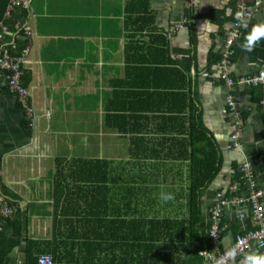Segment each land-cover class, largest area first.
I'll return each instance as SVG.
<instances>
[{"label": "crops", "instance_id": "0c3cea01", "mask_svg": "<svg viewBox=\"0 0 264 264\" xmlns=\"http://www.w3.org/2000/svg\"><path fill=\"white\" fill-rule=\"evenodd\" d=\"M243 5L251 16L238 20ZM28 14L9 26L7 37L24 42L19 53L29 51L27 107L9 94L0 71V192L16 208L3 224L10 251L1 264H28L31 251L57 264H184L191 234L183 226L156 233L147 226L144 238L142 230L120 225L157 218L189 226L197 127L221 156L219 173L202 189L206 224L222 194L244 202L224 208L221 248L253 228L250 184L232 188L244 164L264 188L263 88L238 84L264 78V40L250 53L239 47L251 26L264 21V0H32ZM238 21L243 35L224 66ZM25 22L31 34L20 39ZM229 97L243 120L239 138ZM108 114L122 116L118 130L108 126ZM89 160L106 161V173L80 163ZM78 165L87 172L79 187L71 178L83 175ZM98 173L106 182L92 178ZM105 184L111 189L95 193L94 186ZM162 188L174 200L161 201ZM126 242L135 248L126 251Z\"/></svg>", "mask_w": 264, "mask_h": 264}, {"label": "built area", "instance_id": "2783aa9c", "mask_svg": "<svg viewBox=\"0 0 264 264\" xmlns=\"http://www.w3.org/2000/svg\"><path fill=\"white\" fill-rule=\"evenodd\" d=\"M31 0H11L9 10H13L11 18L18 12L19 9L29 10ZM247 7L243 5L239 8L241 9ZM248 8V7H247ZM10 15V11L7 13ZM251 13L247 15L250 17ZM246 16L242 15L240 20L244 19ZM21 30H23L24 35L20 39H25V37L30 36L31 29L25 22L22 25ZM11 35L10 29L0 22V71L4 73L7 77L6 89L10 95L18 100V102L27 107L30 100V92L25 86L24 79L26 76L27 58L29 51L19 53L17 44L13 41H9L7 37ZM243 35L242 24L240 21L233 25L230 30L228 39L226 41L225 48L229 45L236 44ZM237 41V42H236ZM227 50V48H226ZM234 55L230 52H226L223 55L224 66L229 65L231 58ZM224 79L227 81L229 86L235 84V80L231 79L228 74H224ZM239 85L247 84L253 87H262L264 93V78L263 77H252L249 79H240L238 81ZM228 105L230 113L233 117L234 123L237 126V130L234 133L235 138H239L241 135L242 127V116L236 107L233 97L228 98ZM244 173V177L247 183L251 186V192L249 193L246 202L250 208L253 216L254 226L252 229L248 230L245 235H239L232 247L237 248V254L234 259H229L227 264H239L243 256L251 253L254 249L262 251L264 253V188H258L256 185L255 175L249 164H244L241 168ZM238 188V184H235L232 188L234 192ZM220 202L218 206H215L211 210V224L209 228V234L211 237V252L201 253V257L204 258V264H214L215 260L224 256L225 253L230 249H222L221 241L222 235L227 230V225L223 223L224 208L229 204H242L244 200H237L233 196L229 198H223L222 194H219ZM16 211L14 206H11L10 202L5 198V196L0 192V232L4 229V221ZM243 216V215H242ZM231 247V248H232ZM40 264H57L55 258L51 255L40 257Z\"/></svg>", "mask_w": 264, "mask_h": 264}, {"label": "trees", "instance_id": "16d2710c", "mask_svg": "<svg viewBox=\"0 0 264 264\" xmlns=\"http://www.w3.org/2000/svg\"><path fill=\"white\" fill-rule=\"evenodd\" d=\"M11 4V0H0V22H4V24L6 26H11V28L13 27V25H17V23H19V21H23L25 20L28 16H29V11L31 10L32 7V0H31V4H30V9L29 10H24V9H19L18 12L16 14H14V16L11 18L12 14H13V10H9ZM145 6V5H144ZM144 8L147 9H143L141 12L144 16V13H149L148 7L145 6ZM144 10H146V12H144ZM8 11H10V15H8ZM144 18L146 19V16H144ZM144 18H140L141 22H143ZM24 43V42H22ZM21 42L17 43V47L18 50L19 49H23L25 47V45H23ZM24 83L27 84V80L24 79ZM26 86V85H25ZM112 99H110L111 101ZM110 101L108 102L107 107L110 104ZM114 101V99H113ZM110 113V112H108ZM122 116H118L117 114H108L107 116V122H108V126L110 127V129H114V130H118L119 127L117 125V122L119 120H121ZM191 136H192V141H193V152H192V159H191V164H190V170H191V175H190V183H191V202H190V213H189V226H187V224L185 223H181V222H174L171 220H159L157 218H153L152 220L149 221H142L145 224H142L138 221H134V222H130L128 223L127 221L122 223V225H120V228L125 229L126 228V232H128V229L130 228L131 232L135 229L141 231L142 230V234L144 238H147V234L151 233L149 231H145L147 230V226L150 227L154 233L156 232H161V228L162 226L166 227L167 230H169V227L172 224V228H175L178 226H183L185 228V232H190L191 234V238H190V244H188V246L186 247L187 251L191 254L190 257L186 258L184 261V264L187 263V259H190L191 262H193V264H202V262L204 263V259L200 257V253L201 252H211L212 251V245H211V237L209 234V228L210 226L208 224H206V218L204 216L203 213V209L201 207V196H202V189L215 177V175H217V173H219L220 171V153L217 151V149L214 148L213 145V140L211 137H209V135L200 127L195 128V130H193L191 132ZM195 143L197 144H204L203 147H201L202 149L199 148H194ZM98 161L95 160H89V161H82L80 163H93V167L103 170L104 173H106V170L108 168V164L106 161H100L99 164H95ZM78 173L83 174V175H73L71 176L72 180L74 181L75 185H77V187H79L78 183H85L84 180V176L87 174V172L85 171V168L83 167V165H78ZM236 176V183L235 184H242L247 182L245 177H244V173L242 170H239L237 172ZM92 178L98 182H106V180L101 177L100 173L93 175ZM101 184V183H100ZM75 187L76 191H73L70 194V198L69 201H73L74 198V193L78 191V188ZM83 187V186H82ZM95 187V193H99L102 187V190L104 191L105 189H111L110 187H108V184L105 185H96ZM100 194V193H99ZM98 194V195H99ZM77 195V194H76ZM108 195H103V200H107ZM11 204V203H10ZM13 204H11L12 206ZM7 220V219H6ZM5 220V221H6ZM178 223V224H177ZM224 223V222H223ZM176 228V229H177ZM246 232L240 234V235H245ZM4 233L0 232V264L2 262V257L6 256L9 251L10 248H6L5 246V242H4V237H3ZM127 247L124 246V249H126V251H129V249L131 248H135V247H129L128 244H136V243H131V242H126ZM140 244V243H139ZM141 244H146V243H141ZM138 247H136V249L140 248L141 250L144 249V247H142V245H137ZM32 247V246H31ZM146 250L148 251H152V249H150V247H146ZM34 251H31V257H30V262L28 264H40L39 263V258L34 257ZM44 253H38V256L43 255ZM147 254V253H146ZM140 258V257H139ZM2 259V260H1ZM133 264V263H131Z\"/></svg>", "mask_w": 264, "mask_h": 264}, {"label": "clouds", "instance_id": "9594fccd", "mask_svg": "<svg viewBox=\"0 0 264 264\" xmlns=\"http://www.w3.org/2000/svg\"><path fill=\"white\" fill-rule=\"evenodd\" d=\"M243 14L237 12L235 14L236 19H240ZM264 40V21L258 22L251 26L250 30L244 37V41L239 45L242 51L252 52L257 43ZM161 201L167 203L174 200V194L161 189L158 197ZM237 254V248H230L224 256L215 260L214 264H227L229 259H234ZM40 259V258H39ZM39 261V260H38ZM239 264H264V253L253 251L240 260Z\"/></svg>", "mask_w": 264, "mask_h": 264}, {"label": "rangeland", "instance_id": "374dc122", "mask_svg": "<svg viewBox=\"0 0 264 264\" xmlns=\"http://www.w3.org/2000/svg\"><path fill=\"white\" fill-rule=\"evenodd\" d=\"M241 13L247 17V15L250 14V11H248V8L247 7H244V9H241ZM235 46H236L235 44H233L231 46L228 45L226 47L227 48V51L230 52V53H232L234 55L236 53L235 52ZM242 86H248V85L247 84H243ZM263 95H264V93H263ZM260 105L264 109V96H262V100L260 102ZM14 212H16V211H14ZM12 214L8 217V219L12 216Z\"/></svg>", "mask_w": 264, "mask_h": 264}]
</instances>
